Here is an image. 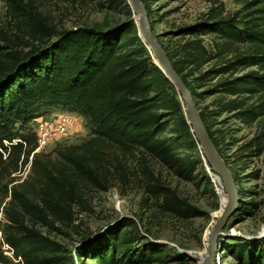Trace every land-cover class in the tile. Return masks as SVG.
<instances>
[{
  "label": "trees",
  "instance_id": "1",
  "mask_svg": "<svg viewBox=\"0 0 264 264\" xmlns=\"http://www.w3.org/2000/svg\"><path fill=\"white\" fill-rule=\"evenodd\" d=\"M3 1L0 264H14L7 251L21 264H189L165 245L150 243L148 231L130 217L93 240L84 236L88 245L74 250L43 231L55 223L75 222L74 209L85 200L83 189L106 191L111 177L125 179L118 153L150 156L186 181L198 178L207 162L175 85L154 62L133 21L60 29L32 0ZM141 1L150 20L149 5ZM234 2L238 8L230 12L221 0H211L197 21L174 31L171 46L156 37L222 157V136L212 131L214 124L231 119L256 125L254 137L238 148L240 157H247L253 150L255 155L264 151V0ZM100 5L116 10L122 3L107 0ZM207 99L210 103L202 105ZM58 107L82 116L90 138L37 152L32 123ZM226 164L237 185L231 163ZM28 165L30 171L20 182ZM144 183L159 211L181 219L199 215L175 189L151 179ZM237 208L245 213L251 209L241 201ZM218 248L222 254L216 264H264V237L219 242Z\"/></svg>",
  "mask_w": 264,
  "mask_h": 264
},
{
  "label": "rangeland",
  "instance_id": "2",
  "mask_svg": "<svg viewBox=\"0 0 264 264\" xmlns=\"http://www.w3.org/2000/svg\"><path fill=\"white\" fill-rule=\"evenodd\" d=\"M32 1L60 29L81 26L108 28L125 21H133L140 37L137 15L133 12L129 0H116L122 3L121 8L116 10L100 5V2L105 3L107 0ZM221 1L230 12L238 8L234 0ZM146 2L149 5L154 34L163 44L170 46L176 40L174 31L178 27L194 23L211 6V0H146ZM5 17L6 5L0 0V25L4 24ZM206 43L211 45L209 37L206 38ZM154 62L156 63L155 59ZM210 101L211 99H207L202 105ZM68 112L60 107L51 108L45 115L39 117L51 119ZM69 113L74 116L69 135L51 141L37 152H51L57 145H75L89 140L90 129L86 120L78 114ZM223 118L224 116L218 118V121ZM33 124L34 122L32 126ZM256 128V125L250 127L231 119L225 123H216L212 127V131L217 132L219 137L222 136L223 157L220 156L225 163H231L230 166L236 174L238 203L241 201L242 205L251 208L249 213L236 208L223 226L219 242L253 241L264 237V151L255 155L253 150L251 155L248 153L247 157H240L241 153L238 150L254 137ZM116 158L122 165L125 179L119 177L114 179L109 176L111 179L107 183L106 191L98 188L83 189L85 200L81 206L74 209L75 222L67 226L55 223L54 227L43 228V231L68 249L74 250L77 246L88 245L87 241H83L84 236L92 235L93 240L105 230L112 229L123 217H130L143 232L148 231L150 243L165 245L175 255L189 259V264H201L207 255L209 232L216 224L228 199L223 184L219 183L217 175L209 165L206 163L205 171L201 172L198 178L186 181L162 162L141 153L131 155L118 153ZM29 171L30 165L20 174L22 176L20 182L27 177ZM149 179L159 185L175 189L181 198L186 199L199 211V215L181 219L159 211L158 201L145 193L144 182ZM252 202L257 205L250 206L249 203ZM4 248L8 249V246ZM7 254L14 264H21L19 259L13 257L12 251H7ZM221 254L222 248H218L216 262L219 261Z\"/></svg>",
  "mask_w": 264,
  "mask_h": 264
},
{
  "label": "water",
  "instance_id": "3",
  "mask_svg": "<svg viewBox=\"0 0 264 264\" xmlns=\"http://www.w3.org/2000/svg\"><path fill=\"white\" fill-rule=\"evenodd\" d=\"M132 10L137 15L139 34L143 42L151 51L157 66L163 71L167 78L175 85L178 94L181 97L182 104L184 105L186 117L196 141L199 144L200 150L206 160L207 164L218 175L223 182V186L227 192L229 202L223 209L220 217L217 219L216 224L209 232L207 255L202 259L201 264H216L219 237L222 235V228L226 224L228 218L235 212L238 206V189L233 176V172L224 162L220 156L217 148L209 137L206 126L201 118L200 112L184 84L180 75L174 69L171 60L169 59L166 51L160 44L153 29L150 25L149 16L145 5L141 0H129Z\"/></svg>",
  "mask_w": 264,
  "mask_h": 264
},
{
  "label": "built area",
  "instance_id": "4",
  "mask_svg": "<svg viewBox=\"0 0 264 264\" xmlns=\"http://www.w3.org/2000/svg\"><path fill=\"white\" fill-rule=\"evenodd\" d=\"M73 121L74 116L69 112L59 114L51 119L45 117L35 118L32 127L38 140V148L36 151L41 150L53 140L67 137Z\"/></svg>",
  "mask_w": 264,
  "mask_h": 264
},
{
  "label": "bare ground",
  "instance_id": "5",
  "mask_svg": "<svg viewBox=\"0 0 264 264\" xmlns=\"http://www.w3.org/2000/svg\"><path fill=\"white\" fill-rule=\"evenodd\" d=\"M216 178H217V180L219 181V183L223 184V182L221 181V179H220V177H219L218 175H217ZM228 202H229V199H227L226 206H227ZM226 206H225V207H226ZM225 207H224V208H225ZM207 250H208V249H207Z\"/></svg>",
  "mask_w": 264,
  "mask_h": 264
}]
</instances>
